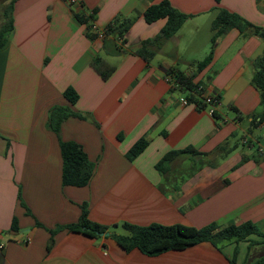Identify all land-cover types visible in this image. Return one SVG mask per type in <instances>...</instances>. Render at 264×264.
<instances>
[{"label": "crops", "instance_id": "1", "mask_svg": "<svg viewBox=\"0 0 264 264\" xmlns=\"http://www.w3.org/2000/svg\"><path fill=\"white\" fill-rule=\"evenodd\" d=\"M11 1L0 0V26ZM160 1H13V29L0 47V264L264 260V237L257 233L158 255L126 251L111 235L123 234L120 229L126 234L125 222L224 228L246 221L264 234V156L257 151L264 146V103L252 82L264 36L230 27L212 42V22L221 8L264 28V0H168L189 17L174 36L150 45L155 54L147 61L135 50L164 27L166 18L144 19L146 9ZM91 12V22L102 30L116 17L133 18L125 41L91 35L83 18ZM211 50V60L199 68ZM97 56L114 66L106 79L92 66ZM177 72L201 84L199 98L220 97L215 114L176 83ZM69 87L78 93L73 104L64 96ZM58 106L82 115L66 118L60 137L82 145L95 163L86 186L63 184L60 138L49 126L50 111ZM140 138L145 148L128 159ZM187 147L202 152V160L189 158L179 166V156L163 172L157 168L164 154ZM83 203L89 218L108 230L92 237L59 229L48 248L51 230L78 222Z\"/></svg>", "mask_w": 264, "mask_h": 264}, {"label": "trees", "instance_id": "2", "mask_svg": "<svg viewBox=\"0 0 264 264\" xmlns=\"http://www.w3.org/2000/svg\"><path fill=\"white\" fill-rule=\"evenodd\" d=\"M13 1L14 0L11 1L8 9L5 11L6 21L0 26V47L6 43L10 31L13 29V18L11 16ZM93 17L94 12L83 17L86 22L89 21V30L91 27L90 22L93 21ZM188 17L187 14L179 11L168 0H161L160 2L152 3L144 12L145 21L153 23L160 18H166V23L159 34L153 38H148L142 41L140 47H138L135 52L145 60L150 61L155 54V51L150 48V45L161 38H170L174 36ZM78 18L82 20L79 15ZM133 21V18H124L119 21V17H116L115 21L105 29V35L112 34L117 40L120 39L121 41H125V33ZM230 27H237L241 31L251 28L253 29V32L264 36V28L254 26L243 20L240 15L221 8L212 22V42H215L216 37ZM91 35L95 36L96 34ZM122 51L123 50L116 45L114 52L120 54ZM212 56L213 50H211L204 60L199 63V68L207 64ZM92 66L104 79L108 78L114 71V66L108 64L101 56L94 58ZM175 76L177 80L176 83L179 85L181 84L187 92H190V98L196 96V98L199 99L198 104L200 106L206 105L202 97L199 98L202 94V89L200 87L201 84L194 82L193 75L186 76L181 72H177L175 73ZM252 82L260 89L262 103H264V54L260 55L255 60V72L252 77ZM64 96L72 104L78 100V93L72 87H69L64 91ZM261 114V119H263L264 111ZM69 116L82 117V115L71 110L67 106L54 107L50 111L49 126L60 138V148L63 159V184L82 187L90 182L94 173L95 163L89 159L82 145L75 141H64L61 139V124ZM146 144V139L140 138L127 152V158L133 159L136 157L145 148ZM185 154L194 156L203 155L202 152H199L193 147L171 150L164 154L159 160L157 168L163 172L171 161ZM19 198L22 200L21 194H19ZM22 204L24 205L23 200ZM81 209L82 212L78 222L65 226H58L56 229L51 230L52 235L48 248L54 241L53 235L59 229L68 228L70 231L83 232L92 237H97L108 230V226L92 221L89 218L86 203L81 205ZM122 226L127 231L126 234H111L116 242L126 251L137 248L147 255H158L169 250H181L203 241H209L217 246V244L223 240L235 239L236 241H239L246 239L253 233H257L264 237V234L259 230L258 226L251 221H246L239 225L231 224L224 228H219L214 223L201 228L183 223L169 225L153 223L142 226L125 222ZM12 228L14 230L18 228L16 218L13 220ZM254 264H264V260L259 259Z\"/></svg>", "mask_w": 264, "mask_h": 264}, {"label": "built area", "instance_id": "3", "mask_svg": "<svg viewBox=\"0 0 264 264\" xmlns=\"http://www.w3.org/2000/svg\"><path fill=\"white\" fill-rule=\"evenodd\" d=\"M77 0H69L70 3H74L76 2ZM90 29L96 34L98 35L99 37H105V30H102V29H99L97 27V25L94 23V22H91V27ZM203 101L205 102L206 104V109L211 113V114H215V109H216V106L220 103V99L217 97V96H214V95H204L202 97ZM181 101L183 103H188V100L187 98L185 97H182L181 98ZM257 151L260 153V154H263L264 155V146L261 145V146H258L257 147ZM27 242H29V239L27 240ZM3 247V244H0V249Z\"/></svg>", "mask_w": 264, "mask_h": 264}, {"label": "rangeland", "instance_id": "4", "mask_svg": "<svg viewBox=\"0 0 264 264\" xmlns=\"http://www.w3.org/2000/svg\"><path fill=\"white\" fill-rule=\"evenodd\" d=\"M4 9L2 8V10L1 11H3ZM5 11V10H4ZM199 59H201V57L199 58ZM179 94V93H181V90H178V91H176V94ZM241 149V148H240ZM130 150V149H129ZM252 152H255L254 150H252ZM189 158H192V160H202V157L201 156H199V155H189V154H185V155H181L178 159H177V162L179 163V166H181V163L180 162H182V161H184V160H187V159H189ZM120 231H121V233H125V231H123V230H121L120 229Z\"/></svg>", "mask_w": 264, "mask_h": 264}, {"label": "water", "instance_id": "5", "mask_svg": "<svg viewBox=\"0 0 264 264\" xmlns=\"http://www.w3.org/2000/svg\"><path fill=\"white\" fill-rule=\"evenodd\" d=\"M103 234V233H102Z\"/></svg>", "mask_w": 264, "mask_h": 264}]
</instances>
